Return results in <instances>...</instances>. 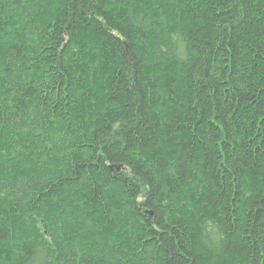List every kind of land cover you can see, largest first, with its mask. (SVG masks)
I'll list each match as a JSON object with an SVG mask.
<instances>
[{
    "label": "trees",
    "instance_id": "obj_1",
    "mask_svg": "<svg viewBox=\"0 0 264 264\" xmlns=\"http://www.w3.org/2000/svg\"><path fill=\"white\" fill-rule=\"evenodd\" d=\"M0 264H264V0H0Z\"/></svg>",
    "mask_w": 264,
    "mask_h": 264
},
{
    "label": "water",
    "instance_id": "obj_2",
    "mask_svg": "<svg viewBox=\"0 0 264 264\" xmlns=\"http://www.w3.org/2000/svg\"><path fill=\"white\" fill-rule=\"evenodd\" d=\"M151 212V211H150Z\"/></svg>",
    "mask_w": 264,
    "mask_h": 264
}]
</instances>
